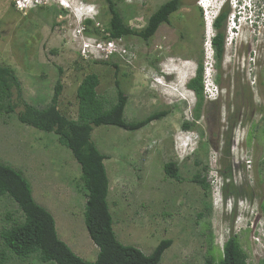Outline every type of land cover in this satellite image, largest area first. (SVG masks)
<instances>
[{
    "label": "rangeland",
    "instance_id": "obj_1",
    "mask_svg": "<svg viewBox=\"0 0 264 264\" xmlns=\"http://www.w3.org/2000/svg\"><path fill=\"white\" fill-rule=\"evenodd\" d=\"M30 1L20 8L18 0H0V64L13 69L30 104L48 107L61 80L60 108L75 119L77 86L96 72L98 92L109 109L117 101L116 62L128 95L126 121L168 110L140 129L113 124L93 129L92 140L109 156L104 161L108 203L118 239L145 254L162 239H173L160 264H208L210 259L218 264L225 242L237 235L247 264H264V49L258 42L236 49L226 39L218 62L209 48L213 38L209 42L200 0H183L149 40L137 35L113 39L108 56L101 48L111 40L106 0ZM114 1L124 22L140 30L168 0ZM82 15L93 25L86 26ZM200 64L219 80L216 99V91L209 97L204 88L199 97L187 86ZM0 105V162L22 171L35 200L54 213L59 238L94 261L99 248L85 223L81 164L54 132L21 122L20 108L5 110L6 99L0 98ZM170 161L182 181L166 175L164 164ZM196 175L205 176L209 187L191 181ZM23 220L15 201L0 197V233ZM0 264L57 263L43 262L37 254L17 256L0 236Z\"/></svg>",
    "mask_w": 264,
    "mask_h": 264
},
{
    "label": "trees",
    "instance_id": "obj_2",
    "mask_svg": "<svg viewBox=\"0 0 264 264\" xmlns=\"http://www.w3.org/2000/svg\"><path fill=\"white\" fill-rule=\"evenodd\" d=\"M111 14L107 28L108 39H118L137 35L149 40L163 22L170 21V15L183 5V0H168L150 16L147 25L138 30L128 26L116 6L114 0H106ZM227 19V10L221 11L215 19L218 31L213 37L216 58L221 61L224 53L223 28ZM86 26L93 25L89 18ZM1 37V32H0ZM109 64L108 61H103ZM115 87L117 101L106 109L108 100L98 92L100 77L96 72L84 76L77 87L78 117L71 118L59 108V98L63 84L58 80L51 103L48 107L38 109L30 104L23 95L18 77L13 69L0 64V98L7 100L6 111H18V119L41 130L54 132L63 145L71 149L74 157L81 164L82 179L86 188L85 223L90 237L99 248L94 261L85 260L77 255L69 245L61 240L56 229L53 214L39 204L32 192L29 180L22 171L11 165L0 162V197L8 195L19 206L24 214V220L15 223L1 231L0 236L7 248L20 257L37 254L43 262L54 261L57 264H160L163 254L172 244L173 239H162L150 254H145L134 245L122 243L114 230L113 216L108 203L110 180L105 159L109 156L100 152L92 140L95 126L113 124L128 130L140 129L154 120L162 119L168 110L153 112L137 121H126L124 117L128 95L121 87L117 77L119 65L114 62ZM60 74L62 68L60 67ZM196 75L187 83L199 97L203 96V65L198 66ZM3 105H0L2 108ZM185 127L190 124L186 123ZM166 175L177 181H182L179 168L173 161L164 164ZM191 181L209 187L205 176L196 175ZM264 209V205L262 206ZM208 264H213L209 260ZM218 264H247V253L242 248L237 235L228 238L223 246V258Z\"/></svg>",
    "mask_w": 264,
    "mask_h": 264
},
{
    "label": "built area",
    "instance_id": "obj_3",
    "mask_svg": "<svg viewBox=\"0 0 264 264\" xmlns=\"http://www.w3.org/2000/svg\"><path fill=\"white\" fill-rule=\"evenodd\" d=\"M28 0H18L17 6L22 8L20 4L25 3ZM207 1V0H205ZM230 5L232 7V13L227 19V26H228V33H227V44H233L235 43V36L238 34L239 30H243L244 36H250L253 39H257L259 37L260 30H264V0H229ZM32 4H35V2L30 1ZM227 0H225L224 5L226 4ZM199 4L202 5L201 7L205 9V24H206V30L209 42L211 39L215 36V33L212 34L208 32V27L210 29L212 28V24L215 21V16L206 11V8L203 7V0L199 1ZM208 12V13H207ZM249 31V32H248ZM251 32V34H250ZM249 33V34H248ZM212 34V35H211ZM208 42V43H209ZM97 46H101L99 42H96ZM86 48H89V45H84ZM114 46V43L112 40L108 41L107 47H103L106 49L107 54L110 55L112 51H110V47L112 48ZM211 43H210V50H211ZM89 50V49H88ZM213 53L214 49L212 47L211 50ZM91 53V51H89ZM110 53V54H109ZM92 54V53H91ZM214 54V53H213ZM211 55V54H210ZM206 72L204 74L203 83L205 88V93L209 97H211L212 93L215 92L216 85L215 83H212L210 77L208 76V67H206ZM213 84V86H212ZM212 86V87H211ZM210 90V91H209Z\"/></svg>",
    "mask_w": 264,
    "mask_h": 264
},
{
    "label": "flooded vegetation",
    "instance_id": "obj_4",
    "mask_svg": "<svg viewBox=\"0 0 264 264\" xmlns=\"http://www.w3.org/2000/svg\"><path fill=\"white\" fill-rule=\"evenodd\" d=\"M227 10V19H228V17L231 15V13H232V7H231V5H230V1L229 0H227V2H226V4L223 6V8H222V11L223 10ZM227 19H226V22H225V25H224V28H223V36H224V41L226 40V38H227V31H228V26H227ZM212 28L213 29H215L216 30V33H217V31H218V29H217V27L215 26V21L213 22V24H212ZM235 38V44H236V49H238L242 44H245V38H246V36H244V34H243V30H239L238 31V34L234 37ZM251 38V37H250ZM254 40H256L257 42H258V44L260 45V47L261 48H263L264 49V30H260V33H259V37H257V39H253V38H251V40L249 41V42H252L253 43V41ZM211 45H212V47H213V49L215 50V46H214V42H213V39H212V41H211ZM237 53V52H236ZM249 53L250 54H252V48L250 49V51H249ZM224 54L225 53H223V56H224ZM245 54V53H244ZM213 58H215V59H217L216 58V52H215V55L213 54ZM221 60H223V57H222V59ZM218 61V60H217ZM239 65H241V61L239 62ZM216 66V65H215ZM213 64H211V67L215 70V67ZM205 66H203V69H205L204 68ZM217 79V78H216ZM217 81H219V80H217ZM217 81H216V84H218L217 83Z\"/></svg>",
    "mask_w": 264,
    "mask_h": 264
},
{
    "label": "clouds",
    "instance_id": "obj_5",
    "mask_svg": "<svg viewBox=\"0 0 264 264\" xmlns=\"http://www.w3.org/2000/svg\"><path fill=\"white\" fill-rule=\"evenodd\" d=\"M37 2V0H32V2ZM224 2H225V0H210L209 1V6H207V5H203V7H205L206 9H208L209 7L210 8H212V14L215 16V19L219 16V14L221 13V11H222V8H223V6H224ZM202 6V5H201ZM69 7V6H68ZM85 7H87V6H85ZM86 9H89V11H85V12H90V7H87ZM80 11H82V9H80ZM85 12H83L84 14H87V13H85ZM82 17L84 18V20H86L87 19V17H85V16H83L82 15ZM83 22V21H82ZM250 38V37H249ZM248 37H246L244 40H245V43H247V42H249V39ZM93 45H97V43H96V41H94L93 43H92ZM90 47V46H89ZM91 47H92V45H91ZM102 48V50H105V48H103V47H101ZM112 54V53H111ZM210 68H208V76L210 77V79H211V81L213 82V83H216L215 82V80L213 79V76H212V72H211V70H209ZM213 71V70H212ZM204 74H205V69H204ZM214 87V86H213ZM192 90V89H191ZM210 91V90H209ZM215 91L217 92L216 93V95H215V97H213V99H216L217 98V95L219 94V92L217 91V89H215Z\"/></svg>",
    "mask_w": 264,
    "mask_h": 264
},
{
    "label": "crops",
    "instance_id": "obj_6",
    "mask_svg": "<svg viewBox=\"0 0 264 264\" xmlns=\"http://www.w3.org/2000/svg\"><path fill=\"white\" fill-rule=\"evenodd\" d=\"M79 85V84H78ZM78 87V86H77ZM63 90H64V88H63ZM63 92V91H62ZM62 94V93H61ZM61 96V95H60ZM61 97L59 98V108L61 107ZM61 109V108H60ZM81 190V189H80ZM83 195L85 196V199H86V201H87V196H86V193H85V191L83 192ZM42 206H44V205H42ZM45 207V206H44ZM46 209H48L47 207H45ZM51 213H52V211L50 210V209H48ZM53 214V216H54V218H55V215H54V213H52ZM55 222H56V229H57V219L55 218ZM67 225H68V223H66ZM63 234H65V232L63 231Z\"/></svg>",
    "mask_w": 264,
    "mask_h": 264
},
{
    "label": "bare ground",
    "instance_id": "obj_7",
    "mask_svg": "<svg viewBox=\"0 0 264 264\" xmlns=\"http://www.w3.org/2000/svg\"><path fill=\"white\" fill-rule=\"evenodd\" d=\"M29 1V0H28ZM207 1H210V0H207ZM204 5H207V6H209L210 4H209V2L208 3H203ZM209 29H210V27H208ZM250 55H252V54H250ZM191 79V78H190ZM193 90V89H192Z\"/></svg>",
    "mask_w": 264,
    "mask_h": 264
}]
</instances>
